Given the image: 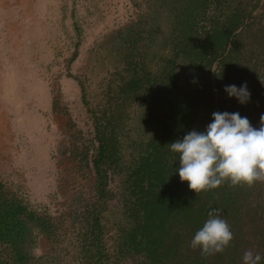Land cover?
Masks as SVG:
<instances>
[{"label": "trees", "instance_id": "trees-1", "mask_svg": "<svg viewBox=\"0 0 264 264\" xmlns=\"http://www.w3.org/2000/svg\"><path fill=\"white\" fill-rule=\"evenodd\" d=\"M153 6L144 31L153 34L149 28L158 7L165 10L168 51L153 73L144 65L142 32L129 25L119 30L117 83L107 84L97 109L88 108L94 145L79 157L90 167L88 197L52 214L0 179V264H119L124 259L131 264H243L247 250L264 258V182L225 183L196 195L181 182L179 155L168 145L191 130L205 131L217 111L239 112L253 127L260 126L264 0H155ZM245 82L251 98L242 105L224 89ZM78 84L87 103L85 86ZM133 103L143 107L145 131L125 162V105ZM116 174L121 175L118 191L108 187ZM212 208L223 210L234 240L222 253L201 255L190 242ZM39 238L45 249L35 254Z\"/></svg>", "mask_w": 264, "mask_h": 264}, {"label": "rangeland", "instance_id": "rangeland-1", "mask_svg": "<svg viewBox=\"0 0 264 264\" xmlns=\"http://www.w3.org/2000/svg\"><path fill=\"white\" fill-rule=\"evenodd\" d=\"M154 1L0 0V179L24 200L55 214L88 197L90 167L79 160L94 145L88 108L97 109L107 84L117 83L119 30L129 25L142 32L144 65L153 73L168 51L165 10L158 7L149 28L154 33L144 31L147 13L157 8ZM78 81L85 86L87 103ZM125 107L129 119L121 136L122 155L129 162L136 153L134 140L143 138L145 127L143 107ZM120 181L121 175H113L108 187L118 191ZM44 249L39 238L33 252Z\"/></svg>", "mask_w": 264, "mask_h": 264}, {"label": "clouds", "instance_id": "clouds-1", "mask_svg": "<svg viewBox=\"0 0 264 264\" xmlns=\"http://www.w3.org/2000/svg\"><path fill=\"white\" fill-rule=\"evenodd\" d=\"M224 91L242 105L251 98L246 82L240 87L227 85ZM168 145L179 155L177 171L181 182H188L189 190L196 195L225 183L252 186L264 182V114L260 116V126L253 127L239 112L217 111L205 131L191 130ZM222 211L212 208L191 239L190 247L201 255L222 253L234 240ZM262 259L252 250L245 251L242 257L243 264H261Z\"/></svg>", "mask_w": 264, "mask_h": 264}]
</instances>
